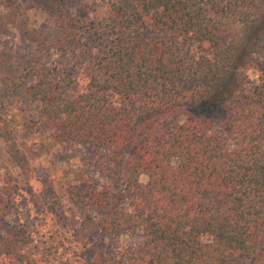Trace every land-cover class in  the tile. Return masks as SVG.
<instances>
[{"label":"trees","instance_id":"trees-1","mask_svg":"<svg viewBox=\"0 0 264 264\" xmlns=\"http://www.w3.org/2000/svg\"><path fill=\"white\" fill-rule=\"evenodd\" d=\"M33 5L67 35L74 18L65 0ZM139 5L157 31L144 34L112 5L116 32L76 97L66 96L74 81L67 67L23 70L51 140L100 153L106 183L70 186L69 199L88 209L87 226L133 236V264H264V61L251 58L254 82L234 69L252 42L264 50V0ZM169 33L212 57H196ZM10 210L0 194V259L40 264L23 253L29 236L7 228Z\"/></svg>","mask_w":264,"mask_h":264},{"label":"rangeland","instance_id":"rangeland-1","mask_svg":"<svg viewBox=\"0 0 264 264\" xmlns=\"http://www.w3.org/2000/svg\"><path fill=\"white\" fill-rule=\"evenodd\" d=\"M140 0H65L74 24L64 35L33 0H0V194L11 202L7 228L24 231L40 264H100L105 260L133 264L129 254L135 239L87 226L88 209L69 199L68 188L89 190L106 183L98 171L99 152L86 145L55 143L42 123L39 104L29 100L22 73L32 65L67 67L73 84L68 98L80 94L95 73L94 58L114 37L120 5L133 25L145 34L155 32L141 13ZM193 55L212 57L195 42L169 33ZM235 72L256 81L252 59L264 61V50L252 42L237 55ZM214 126H222L220 110L210 111ZM141 182L146 177L140 178ZM204 240H207L206 238ZM0 264H18L0 259Z\"/></svg>","mask_w":264,"mask_h":264}]
</instances>
